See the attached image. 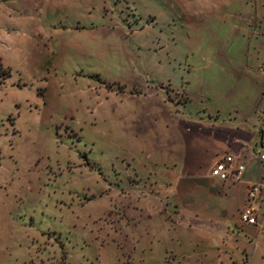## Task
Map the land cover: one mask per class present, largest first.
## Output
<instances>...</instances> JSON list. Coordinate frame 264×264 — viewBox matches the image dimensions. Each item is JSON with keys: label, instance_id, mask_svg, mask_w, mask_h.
Wrapping results in <instances>:
<instances>
[{"label": "rangeland", "instance_id": "1", "mask_svg": "<svg viewBox=\"0 0 264 264\" xmlns=\"http://www.w3.org/2000/svg\"><path fill=\"white\" fill-rule=\"evenodd\" d=\"M41 2L0 0V264H237L223 249L134 250L148 237L138 200L162 191L137 187L132 129L116 105L156 103L162 91L199 102L204 89L247 84L261 104L264 0H87V55L33 60L53 47L61 17Z\"/></svg>", "mask_w": 264, "mask_h": 264}, {"label": "crops", "instance_id": "2", "mask_svg": "<svg viewBox=\"0 0 264 264\" xmlns=\"http://www.w3.org/2000/svg\"><path fill=\"white\" fill-rule=\"evenodd\" d=\"M45 2L50 14L61 17L49 25L53 47L46 46L45 53L39 45L40 58L33 60H63L71 51L87 55V0ZM154 75L170 81L168 71ZM179 87L176 84L172 89L178 92ZM189 89L190 97L196 94ZM229 92L204 89L199 102L191 99L180 103L162 91L156 103L143 98L129 100L127 107L117 103L122 110L120 117L127 118L128 129H132L127 141L134 146L133 171L140 181L137 187L148 183L162 191L161 195L138 200L144 216L136 215L137 228L148 237L135 241L136 252L181 250L186 246L195 255H214L223 249V254L237 264H244L246 256L249 264H264V190L258 202V224L247 225L241 220L249 188L261 175L257 153L264 146V99L258 105L261 93L251 84L235 94ZM211 127L217 130L211 133L207 129ZM140 151L151 160V167L144 160L139 165ZM224 154L235 155L248 167L244 178L234 185L211 175L216 160ZM157 206L165 211L161 217ZM157 219L164 223L161 230L155 227Z\"/></svg>", "mask_w": 264, "mask_h": 264}, {"label": "built area", "instance_id": "3", "mask_svg": "<svg viewBox=\"0 0 264 264\" xmlns=\"http://www.w3.org/2000/svg\"><path fill=\"white\" fill-rule=\"evenodd\" d=\"M260 164L261 175L249 188L247 205L241 215L242 223L247 225L258 224V202L264 190V146L257 153ZM247 164L239 160L233 154H224L212 167L211 175L224 182V184L234 185L244 178L247 172Z\"/></svg>", "mask_w": 264, "mask_h": 264}]
</instances>
